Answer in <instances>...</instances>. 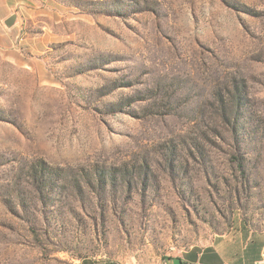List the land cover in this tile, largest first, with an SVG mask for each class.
I'll return each instance as SVG.
<instances>
[{"label":"rangeland","instance_id":"374dc122","mask_svg":"<svg viewBox=\"0 0 264 264\" xmlns=\"http://www.w3.org/2000/svg\"><path fill=\"white\" fill-rule=\"evenodd\" d=\"M17 11L0 264H158L217 243L264 262V0Z\"/></svg>","mask_w":264,"mask_h":264},{"label":"crops","instance_id":"0c3cea01","mask_svg":"<svg viewBox=\"0 0 264 264\" xmlns=\"http://www.w3.org/2000/svg\"><path fill=\"white\" fill-rule=\"evenodd\" d=\"M40 0H0V59L7 62L23 63V58L17 53L14 42L19 36V22L17 10L30 9ZM12 14H16L14 24L8 27L5 20ZM21 55V53H20ZM257 253L252 257L235 255L228 252L222 243L206 247H190L183 251L171 254L163 258L158 264H264ZM83 264H99L98 262H82ZM106 264H119L109 262Z\"/></svg>","mask_w":264,"mask_h":264},{"label":"water","instance_id":"95a60500","mask_svg":"<svg viewBox=\"0 0 264 264\" xmlns=\"http://www.w3.org/2000/svg\"><path fill=\"white\" fill-rule=\"evenodd\" d=\"M15 20H16V14H12L5 20V24L8 27H10L14 24Z\"/></svg>","mask_w":264,"mask_h":264}]
</instances>
